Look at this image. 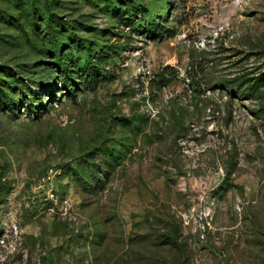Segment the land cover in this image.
I'll return each mask as SVG.
<instances>
[{
	"label": "rangeland",
	"instance_id": "obj_1",
	"mask_svg": "<svg viewBox=\"0 0 264 264\" xmlns=\"http://www.w3.org/2000/svg\"><path fill=\"white\" fill-rule=\"evenodd\" d=\"M3 94L0 264H264V0H0Z\"/></svg>",
	"mask_w": 264,
	"mask_h": 264
},
{
	"label": "trees",
	"instance_id": "obj_2",
	"mask_svg": "<svg viewBox=\"0 0 264 264\" xmlns=\"http://www.w3.org/2000/svg\"><path fill=\"white\" fill-rule=\"evenodd\" d=\"M50 1L51 0H47L48 9H50ZM51 20H52V18H51ZM51 20H50V23H51ZM174 79H175L174 76L167 77L166 75H162L161 80L164 81L162 87H168V86H170L171 82L174 81ZM6 99H7V97H5L4 94L2 96H0V108H2V107L7 108V106L5 105Z\"/></svg>",
	"mask_w": 264,
	"mask_h": 264
}]
</instances>
